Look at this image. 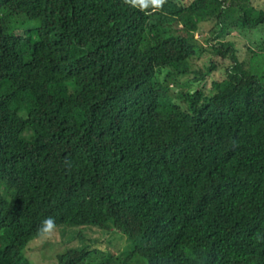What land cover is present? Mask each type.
I'll return each instance as SVG.
<instances>
[{
	"label": "trees",
	"instance_id": "trees-1",
	"mask_svg": "<svg viewBox=\"0 0 264 264\" xmlns=\"http://www.w3.org/2000/svg\"><path fill=\"white\" fill-rule=\"evenodd\" d=\"M260 30L264 0H0V264L46 217L136 251L56 264H264Z\"/></svg>",
	"mask_w": 264,
	"mask_h": 264
},
{
	"label": "rangeland",
	"instance_id": "rangeland-1",
	"mask_svg": "<svg viewBox=\"0 0 264 264\" xmlns=\"http://www.w3.org/2000/svg\"><path fill=\"white\" fill-rule=\"evenodd\" d=\"M258 33L264 34V30H260ZM258 33L256 32L257 35ZM238 43L239 48H242L245 39L238 38ZM3 187V185L0 187V192L5 195ZM68 249H80L90 253L98 250V253L102 252L103 254L110 252L115 255V258L130 257L136 252L128 237L122 232H118L113 223L104 229L73 226L56 228L55 234L51 238L40 237L33 241L28 252L30 251L29 257L34 264H56L58 255L65 253ZM125 264L148 263L139 258Z\"/></svg>",
	"mask_w": 264,
	"mask_h": 264
},
{
	"label": "clouds",
	"instance_id": "clouds-1",
	"mask_svg": "<svg viewBox=\"0 0 264 264\" xmlns=\"http://www.w3.org/2000/svg\"><path fill=\"white\" fill-rule=\"evenodd\" d=\"M167 0H123V3L146 13L163 10ZM56 231V221L52 217H46L41 221L37 234L44 239L51 238Z\"/></svg>",
	"mask_w": 264,
	"mask_h": 264
}]
</instances>
